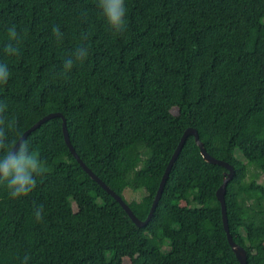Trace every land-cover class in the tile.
<instances>
[{"label": "trees", "instance_id": "obj_1", "mask_svg": "<svg viewBox=\"0 0 264 264\" xmlns=\"http://www.w3.org/2000/svg\"><path fill=\"white\" fill-rule=\"evenodd\" d=\"M125 3L127 29L118 34L98 0H0L6 115L23 135L45 115L62 113L79 156L141 220L184 131L196 128L207 152L234 166L225 193L229 230L247 264H264V182L249 178L250 165L264 172V0ZM9 43L19 55L4 51ZM80 46L87 59L65 72ZM26 139L48 171L26 197L11 198L0 183V264H25V257L27 264H125L126 257L132 264H241L217 198L228 169L205 160L194 135L145 226L73 155L62 117ZM128 188L145 193L128 201Z\"/></svg>", "mask_w": 264, "mask_h": 264}, {"label": "clouds", "instance_id": "obj_2", "mask_svg": "<svg viewBox=\"0 0 264 264\" xmlns=\"http://www.w3.org/2000/svg\"><path fill=\"white\" fill-rule=\"evenodd\" d=\"M98 7L102 10L111 30L120 34L127 29L125 0H98ZM53 34L57 40L63 38V33L58 26L53 28ZM81 35L83 39H87L86 34ZM8 36L11 41L17 40L18 33L15 26L8 29ZM4 51L8 55H19L20 48L9 43ZM88 55V47L76 48L65 60L64 71H70L75 62H83ZM9 77L10 71L7 64L0 63V84H7ZM6 112L7 104L0 101V183L6 184L11 198L18 199L28 196L37 187V177H42L48 168L39 153L19 133L16 119H9ZM10 132L16 134L14 138H10ZM43 211V205L34 209V216L38 222L43 220ZM27 260L28 257H25V264Z\"/></svg>", "mask_w": 264, "mask_h": 264}, {"label": "water", "instance_id": "obj_3", "mask_svg": "<svg viewBox=\"0 0 264 264\" xmlns=\"http://www.w3.org/2000/svg\"><path fill=\"white\" fill-rule=\"evenodd\" d=\"M56 116H60L63 118V131H64V137L66 140V143L68 144L71 152L73 153V155L77 158V160L80 162V164L83 166V168L92 176V178H94L96 181H98L107 191H109L121 204L122 206L125 208V210L127 211V213L130 215V217L133 219V221L136 222V224H138L139 226H145L150 219L152 218L155 209L159 203V200L162 196L163 193V189L164 186L166 184V181L168 179V176L170 174L171 168L175 162V160L177 159V157L179 156V153L181 151V149L183 148V145L186 141L187 136L189 135H194L195 140L197 142V144L200 146V150L201 153L203 155V157L205 158V160L214 163V164H220L225 166L228 171L225 172V177H224V182L221 184V186L218 188L217 190V198L221 203V209H222V216H223V224H224V228L226 230L227 233V237L228 240L233 248V250L236 253L237 258L239 259V261L241 262V264H247V253L246 250L243 246H241L240 244H238L232 234L230 233L229 230V224H228V217H227V206H226V200H225V193H226V187H227V183L228 181L233 177V175L235 174V168L232 164H230L229 162H226L224 160L221 159H217L215 157H213L209 152H207L204 143L201 141L199 133L197 131L196 128L193 127H188L182 137L181 140L176 148V150L174 151L168 166L166 168V171L163 175V178L161 180V183L159 185V189L157 191L156 197L154 199V202L152 204L151 210L149 212L148 217L145 220H141L139 219V217H137L135 215V213L133 212V210L130 208L129 204L122 198V196H120L119 194H117L113 189H111L102 179H100L86 164L85 162L82 160V158L79 156V154L77 153L72 141H71V137L69 134V130L67 127V121L66 118L64 117V115L60 112H53V113H49L47 115H45L44 117H42L41 119H39L36 123H34L29 129H27L24 133L23 136L26 138L33 130H35L36 128L40 127L44 122H46L47 120H49L52 117H56Z\"/></svg>", "mask_w": 264, "mask_h": 264}, {"label": "rangeland", "instance_id": "obj_4", "mask_svg": "<svg viewBox=\"0 0 264 264\" xmlns=\"http://www.w3.org/2000/svg\"><path fill=\"white\" fill-rule=\"evenodd\" d=\"M173 110L176 112L177 108H174ZM237 155L241 157L240 152H237ZM255 174L258 175L259 181L264 182V172L258 169V167H256L255 165H250L249 166V178H251L252 176H255ZM144 193L145 192L143 190L135 191V190L128 188L124 191V196L126 197L128 201L139 200ZM183 204H185V201L183 202ZM124 261H125V264H132L130 257H126Z\"/></svg>", "mask_w": 264, "mask_h": 264}]
</instances>
